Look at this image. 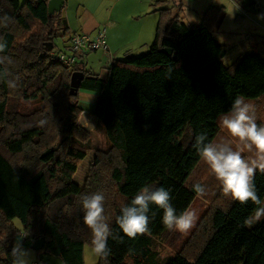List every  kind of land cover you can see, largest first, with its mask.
Wrapping results in <instances>:
<instances>
[{
  "label": "trees",
  "instance_id": "obj_1",
  "mask_svg": "<svg viewBox=\"0 0 264 264\" xmlns=\"http://www.w3.org/2000/svg\"><path fill=\"white\" fill-rule=\"evenodd\" d=\"M48 1L0 0V36L7 43L0 56L11 61L0 64V264H12L11 248L25 233L24 249L43 238L42 252L64 264H84L91 233L83 224L81 197L98 192L118 238L109 236L110 255L97 264H160L154 240L168 231L163 210L150 205L149 232L128 239L117 224L121 209L145 185L169 190L177 214L189 209L199 196L192 177L203 160L195 137L204 133L206 142L216 143L220 117L230 112L235 98L250 103L264 99V36H249L253 51L225 66L214 37L225 17L221 9L209 7L200 25L192 27L173 14L170 0L155 1L152 12L159 19L149 49L112 60L102 81L79 60L73 67L58 60L55 40L69 29L61 13L48 14ZM5 17L10 18L6 27ZM24 66L23 99L34 105L28 114L9 103L15 96L10 71ZM74 72L84 75L77 93L97 95L90 112L111 149L106 173L94 169L83 186L73 180L89 149L78 121L84 106L78 94L69 93ZM262 109L256 117L264 126ZM94 163L101 162L96 158ZM255 186L264 203V174L259 171ZM256 207L233 200L216 207L209 227L194 232L166 264H264V219L251 228L243 224Z\"/></svg>",
  "mask_w": 264,
  "mask_h": 264
},
{
  "label": "rangeland",
  "instance_id": "obj_2",
  "mask_svg": "<svg viewBox=\"0 0 264 264\" xmlns=\"http://www.w3.org/2000/svg\"><path fill=\"white\" fill-rule=\"evenodd\" d=\"M20 1L23 2L25 0ZM81 1L83 0H69L65 11L63 10L64 14L68 12V14L66 13V15L68 16L69 21L72 22V24L75 23L78 28L69 29V32L71 33L76 30H78L77 32L80 33L85 32L83 31L84 29H81L79 24L81 13H78L76 11L77 4H82ZM236 4L238 5V8H235ZM227 5L228 7L226 11H223L225 17L220 26L222 35L218 34L216 36L217 39L224 45H227V43H229L230 41L231 46H233V44H236L237 42V49H231V51L229 50L230 54L228 53L227 55H224L223 63L225 66H229L233 62L231 58H234L236 54H246L253 51L249 36H264V0H254L253 3H250V0H243V2L237 3L228 0ZM191 13H186L188 18L184 19V23L189 26H199L200 23L195 22L198 19L193 18L194 14L193 12ZM109 16L110 22L108 21ZM238 16L240 17L239 19ZM189 17L193 19L191 20ZM97 18V20H99L100 22V26L105 27V36L107 40L109 37V39L112 40L110 41L111 45L116 49L117 47L122 46L123 42L125 41V38L118 34L119 31L116 28H118V26H124L126 27L125 31H127L128 33L133 30L132 26L134 25V20L132 19L128 0H104ZM69 36L70 34L68 33L66 35L58 36L55 40L54 51L65 50V47L69 42ZM151 36L152 37L150 41H147L146 43L147 45L145 47H142L143 51L138 50L139 47L135 49L137 50V56L142 54L141 52H145L149 49V46L154 40L153 31L151 33ZM145 38H148V35ZM108 53L111 55L110 60L111 58L122 59L124 57H122V55L119 57L113 55V49L111 48L108 49L107 54ZM107 54L101 49L95 52H90L80 57L79 63L80 61H82V67L85 71L98 76L100 80L104 81L106 79L107 69L109 66ZM21 69L22 72H20V70L10 71V75L12 76L13 80L16 81V87L14 94L15 96L9 99V103L19 112L28 114L33 110L34 105L23 99V96L26 94L25 81L27 71H25V66ZM96 98L97 95L95 93L83 90H79V94L77 96V101H79L81 105L84 106L85 110L82 114H80L78 121L81 125V131L83 132V137L86 140L85 142L89 146L86 158L79 164V167L73 177V180L79 186L87 185L90 182L89 175L92 171L94 172V169H96L97 171L100 170L102 174H105L107 166L109 164L106 162V160L109 152L111 151L110 144L105 137L102 125L96 120L95 117L92 116L90 112V107L93 105ZM252 104L255 105L256 114H258L263 110L262 108L264 107V99ZM226 140H229V136L227 132L221 128L220 136L216 142H223ZM238 144V142L235 144L232 143L231 146L234 150H239V148L242 146ZM242 155L245 157V159L254 158V153H249L247 150H245ZM96 158H98L101 163H99L95 167L94 161ZM192 182L201 183L205 185L206 188L205 195L196 197L189 207V209H192L196 212L197 219L193 227L187 233L168 230L161 238L154 240V247L159 251L160 264H166L167 261L171 257H173V255L177 251L181 250L186 241L189 240L190 237H192L194 232L197 233L206 230L209 227L210 215L212 211L216 207L227 205V203L231 200L228 197L224 196L222 185L211 173L210 168L203 162V160L194 172ZM54 187L55 182L53 181L50 183V188L53 189ZM21 242L22 239L20 243ZM26 250H28V252L30 253V264H44L39 259L40 254H38L31 248ZM98 260L93 261L92 259H90L89 245H85L84 264H97Z\"/></svg>",
  "mask_w": 264,
  "mask_h": 264
},
{
  "label": "clouds",
  "instance_id": "obj_3",
  "mask_svg": "<svg viewBox=\"0 0 264 264\" xmlns=\"http://www.w3.org/2000/svg\"><path fill=\"white\" fill-rule=\"evenodd\" d=\"M235 8H238L237 4ZM9 21V17L4 18L5 27ZM6 47V41L0 36V53H3ZM6 61L11 62L9 58L0 56V64ZM172 71L173 68L170 67L168 78H171ZM9 87H16V81H9ZM219 123L221 128L227 132L229 140L216 143L206 142L207 136L201 133L195 137V147L203 162L222 185L225 197L242 205L251 201L257 206L253 214L243 221L244 226L251 228L264 219V203L259 198L255 186L257 171L264 174V126L257 124L255 105L247 102L243 97L234 99L230 112L222 115ZM232 140L237 141L242 147L234 150L231 146ZM245 150L254 153V158L245 159L242 155ZM192 187L199 196L205 195V185L195 183ZM171 199L170 191L164 187L143 186L131 200L130 205L122 207L121 214L117 218L120 231L128 239H135L137 236L148 233L150 220L148 213L150 205H155L163 210L162 224L166 229L187 233L197 219L196 212L192 209H185L177 214L176 209L170 203ZM104 201V195L99 192L85 194L81 197L83 224L91 233L89 253L93 261L106 260L110 255L109 236L113 239L118 238L107 222ZM26 235L28 233L20 236L22 238ZM10 255L12 264H30V253L19 242L12 246Z\"/></svg>",
  "mask_w": 264,
  "mask_h": 264
},
{
  "label": "crops",
  "instance_id": "obj_4",
  "mask_svg": "<svg viewBox=\"0 0 264 264\" xmlns=\"http://www.w3.org/2000/svg\"><path fill=\"white\" fill-rule=\"evenodd\" d=\"M64 4L62 6V9L59 13H61V16L65 19L66 24H67V28L68 29H78L76 24H72V22L69 21L68 16L66 15V13L68 14V12H66L65 14L63 13V10L65 11V8L69 2V0H63ZM119 1V0H118ZM155 1H160V0H128V4L129 7L131 9V15H132V19L134 20V25L132 26V31L130 33H128L127 31H125L126 27L124 26H118V31H119V35H121L123 38H125V41L123 42L122 46L113 48V46L111 45L112 40L105 37L106 39V44L108 49L111 48L113 49V55H116V57H119L122 55V57L124 56L125 53H129V54H133L136 55V48L139 47L138 50L143 51L142 47H145L147 44V41H150L151 39V33L153 31V34H155V29H156V25L159 19V15L157 12H152V3ZM232 2H234L233 0H230ZM239 2H243V0H238ZM82 4H77L76 7V11L80 14V27L81 29H84L82 33H86L89 34L91 36H93L97 29H99L100 26V22L99 20H97V15L98 13H100L102 4L104 2V0H83L81 1ZM254 0H250V3H253ZM205 3V4H202ZM228 0H170L168 3L169 7L173 8V14H178L181 19L184 22V19H187V15L186 13L189 12H193V18H197L198 20L195 21L196 23H200L201 21V17L203 16L204 12L212 6H215L219 9H221L222 11H226L227 7H228ZM192 14V13H191ZM196 16V17H195ZM190 18V17H189ZM240 17L238 16V19ZM191 19V18H190ZM108 21L110 22V16ZM118 25V23H117ZM189 26V25H188ZM117 27V26H116ZM195 27V26H192ZM219 30H217L214 33V37L216 38V40L219 42V44L221 45L222 48V54H221V59L223 61L224 59V55L226 54H230L229 50L231 51V49H237L236 44L234 43L233 46H231V43L229 41V43H227V45L222 44L218 39L217 36L218 34H221L220 31V27L218 28ZM73 31L72 33L69 32L68 30V34H70V36L73 33H80ZM106 34V31H105ZM148 35V38H145ZM70 36L68 38V40L70 39ZM127 38V39H126ZM129 38V39H128ZM69 43V42H68ZM67 43V45H68ZM230 44V45H229ZM239 44V42H238ZM66 45V46H67ZM230 48V49H229ZM239 50V49H238ZM107 54V53H106ZM243 54V53H240ZM240 54H236V56H234V58H231L232 61H234ZM108 64H110L109 62H111L112 59L110 60L111 55L108 53ZM118 55V56H117ZM120 59V58H117ZM80 63H82V61H80ZM22 70V69H21ZM20 70V72H21ZM91 108V107H90Z\"/></svg>",
  "mask_w": 264,
  "mask_h": 264
},
{
  "label": "built area",
  "instance_id": "obj_5",
  "mask_svg": "<svg viewBox=\"0 0 264 264\" xmlns=\"http://www.w3.org/2000/svg\"><path fill=\"white\" fill-rule=\"evenodd\" d=\"M105 31V27H100L93 36L86 33H73L65 50L54 53L58 60L68 67H73L80 57L90 52L101 49L107 53Z\"/></svg>",
  "mask_w": 264,
  "mask_h": 264
},
{
  "label": "water",
  "instance_id": "obj_6",
  "mask_svg": "<svg viewBox=\"0 0 264 264\" xmlns=\"http://www.w3.org/2000/svg\"><path fill=\"white\" fill-rule=\"evenodd\" d=\"M64 4L63 0H49L48 4H47V10H48V14L49 15H53V14H57L61 11L62 6ZM48 51H50L52 49V44L49 43L48 46ZM164 52H166L167 54H171V51L169 49H165ZM173 58H175V54L173 55ZM83 73L82 72H74L71 75L70 78V95H76L79 85L83 79ZM21 237L18 236L16 237V243L21 241ZM44 245V239L41 238L40 240L35 241L32 246L31 249L34 251H40V255H39V259L44 263V264H64L63 261L55 256H52L50 254H46L44 252H42V248Z\"/></svg>",
  "mask_w": 264,
  "mask_h": 264
},
{
  "label": "bare ground",
  "instance_id": "obj_7",
  "mask_svg": "<svg viewBox=\"0 0 264 264\" xmlns=\"http://www.w3.org/2000/svg\"><path fill=\"white\" fill-rule=\"evenodd\" d=\"M21 72H22V70H21Z\"/></svg>",
  "mask_w": 264,
  "mask_h": 264
}]
</instances>
